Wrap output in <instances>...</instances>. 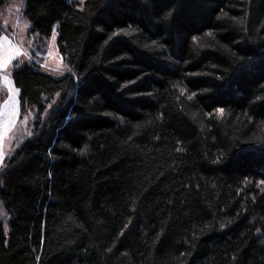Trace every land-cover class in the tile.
I'll return each mask as SVG.
<instances>
[{"label": "trees", "instance_id": "obj_1", "mask_svg": "<svg viewBox=\"0 0 264 264\" xmlns=\"http://www.w3.org/2000/svg\"><path fill=\"white\" fill-rule=\"evenodd\" d=\"M23 14L71 71L12 70L36 121L0 170V264H264V0Z\"/></svg>", "mask_w": 264, "mask_h": 264}, {"label": "rangeland", "instance_id": "obj_2", "mask_svg": "<svg viewBox=\"0 0 264 264\" xmlns=\"http://www.w3.org/2000/svg\"><path fill=\"white\" fill-rule=\"evenodd\" d=\"M25 0H8L0 4V170L13 151L26 138L33 135L36 115L33 108L19 107V90L12 80V70L20 63H29L42 71L59 76L68 72V66L58 51L57 31L53 28L49 37L31 33L30 23L24 16ZM80 4L83 0H72ZM60 94L49 98L50 104L59 100ZM46 115L41 119L44 123ZM0 220L8 216L0 202Z\"/></svg>", "mask_w": 264, "mask_h": 264}, {"label": "snow or ice", "instance_id": "obj_3", "mask_svg": "<svg viewBox=\"0 0 264 264\" xmlns=\"http://www.w3.org/2000/svg\"><path fill=\"white\" fill-rule=\"evenodd\" d=\"M68 71H71V69H68ZM219 111L222 112V109H220ZM0 162H2V153H0Z\"/></svg>", "mask_w": 264, "mask_h": 264}]
</instances>
